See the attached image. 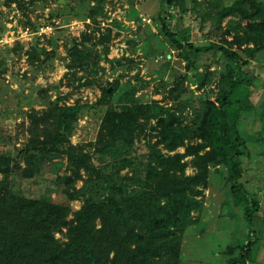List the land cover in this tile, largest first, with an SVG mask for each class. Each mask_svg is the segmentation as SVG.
<instances>
[{"label": "trees", "instance_id": "1", "mask_svg": "<svg viewBox=\"0 0 264 264\" xmlns=\"http://www.w3.org/2000/svg\"><path fill=\"white\" fill-rule=\"evenodd\" d=\"M159 2L162 31L188 71L198 73L206 54L223 55L226 67L216 100L207 98L196 107L191 88L179 82L171 88L163 83L166 91L154 92L163 95L161 100L138 96L139 88L131 86L111 103L121 85L116 80L94 104L81 100L62 104L64 99L59 98L41 113H27L28 144L13 155L0 152V264H183L185 244L206 213L205 191L211 188L213 171L223 178L248 229L243 243L225 251V264L255 262L264 230L256 227L260 203L245 178L247 163L255 160L264 166V101H252V89L264 83L255 63L258 53L264 52V1L216 3L214 27L222 28L229 20L224 30V37L232 38L225 40L228 47L214 43L199 47L173 30V22L189 12L188 0ZM35 3L5 0L27 19ZM71 3L84 9L86 19L96 26L107 17L109 0ZM72 9L70 14L77 15ZM5 32L3 27L0 40ZM93 37L83 35L68 49L69 74L79 82L84 79L78 78L79 72L92 63L97 68L109 54L104 44L110 36L97 43ZM99 45L104 51L96 57ZM39 53L36 48L28 53L32 63L40 61ZM42 54L55 60L54 52L44 49ZM205 67L202 80L198 75L193 78L198 91L215 76L212 66ZM101 114L96 140L88 146L74 145L71 138L79 122ZM139 152L147 156L144 175L122 176ZM61 158L67 160V174L59 177L64 202L24 196L22 182L59 172L64 166ZM75 201L83 202L79 211L71 206Z\"/></svg>", "mask_w": 264, "mask_h": 264}, {"label": "rangeland", "instance_id": "2", "mask_svg": "<svg viewBox=\"0 0 264 264\" xmlns=\"http://www.w3.org/2000/svg\"><path fill=\"white\" fill-rule=\"evenodd\" d=\"M35 1L27 19L15 4L7 7L5 0H0V30L6 28L0 40V152L13 155L16 149L28 144L31 134L27 113H41L59 98L64 99L62 104L73 105L78 100L94 104L101 99L103 90L116 80L121 85L111 103H116L131 86L138 87V96L143 97L154 96L157 89L165 92L163 83L171 88L179 82H183L185 88H191V99L196 107L207 98L216 100L218 83L226 67L223 55L214 52L206 54L201 57L199 63L202 67L198 73L188 71L185 61L162 31L159 19L162 6L159 0H109L107 17L98 26L86 19L84 9H79L71 0L66 3L60 0ZM218 1L188 0L189 12L173 22V30L199 47L212 43L228 47L225 40L230 42L232 38L224 37V30L229 20L223 23L222 28L214 27ZM71 6L76 9L77 15L70 14L73 10ZM49 25L54 27L53 34L34 36L42 27ZM26 29H30L33 36H26ZM91 33L95 43L110 36L104 44L109 48V54L99 62L97 68L92 63L86 71L79 72L78 78L84 77L79 82L69 74L68 49L74 40ZM32 48L40 52L37 55L40 61L36 63H32L28 55ZM44 49L54 52L55 60H46L42 54ZM103 51V46H97L96 57ZM258 58L259 61L255 63L264 80V52L258 53ZM207 65L212 66L215 76L210 84L198 91L193 78L198 75L202 80ZM88 81L91 84L85 86ZM49 89L50 92L41 93ZM252 92L253 102L264 101V83L260 88L252 89ZM162 97L156 95L154 99L161 100ZM102 114L98 117L87 116L79 122L76 134L71 138L74 145L88 146L96 140ZM139 145L142 149L144 141ZM87 151L92 152L89 148ZM179 151L183 153L184 149ZM59 162L64 163L59 172H48L32 180H24L20 187L23 195L64 202L59 177L67 174V160L61 158ZM255 162L247 163L249 171L245 181L260 203L257 214L260 220L255 224L260 231L264 230V166ZM146 163L147 156L139 152L133 158L131 168L123 171L122 176L144 175ZM213 172L211 188L205 191L206 213L192 229L191 237L185 244L183 264H225L227 248L240 245L247 239L248 229L242 213L232 204L223 178ZM193 173L194 170L190 168L188 174ZM83 185V182L78 183L79 188ZM82 205V201L71 202L74 211H79ZM257 237L261 238L260 232ZM253 264H264V234Z\"/></svg>", "mask_w": 264, "mask_h": 264}, {"label": "built area", "instance_id": "3", "mask_svg": "<svg viewBox=\"0 0 264 264\" xmlns=\"http://www.w3.org/2000/svg\"><path fill=\"white\" fill-rule=\"evenodd\" d=\"M53 32H54V27L52 25H49V26L42 27L37 33L34 34V36L35 35H38L40 37L50 36L51 34H53ZM25 35L26 36H30V35L33 36V33H31L30 29H26Z\"/></svg>", "mask_w": 264, "mask_h": 264}, {"label": "water", "instance_id": "4", "mask_svg": "<svg viewBox=\"0 0 264 264\" xmlns=\"http://www.w3.org/2000/svg\"><path fill=\"white\" fill-rule=\"evenodd\" d=\"M108 92H109V93H112V88H110V89L108 90Z\"/></svg>", "mask_w": 264, "mask_h": 264}]
</instances>
